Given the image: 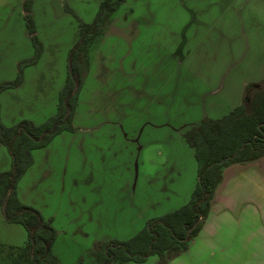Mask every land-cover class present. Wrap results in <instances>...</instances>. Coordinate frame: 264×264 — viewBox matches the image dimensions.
<instances>
[{
	"label": "rangeland",
	"instance_id": "rangeland-1",
	"mask_svg": "<svg viewBox=\"0 0 264 264\" xmlns=\"http://www.w3.org/2000/svg\"><path fill=\"white\" fill-rule=\"evenodd\" d=\"M102 1L0 0V84L35 54L26 15L41 47L21 84L0 93L2 125L56 113L79 21L90 24ZM111 20L88 51L76 130L34 150L17 184L19 200L52 221L58 264H96L98 244L127 241L184 206L198 181L184 132L227 115L264 82V0H126ZM11 163L0 144V173ZM252 203L221 204L237 210L218 208L164 264H264V205ZM26 241L0 209V264H16Z\"/></svg>",
	"mask_w": 264,
	"mask_h": 264
},
{
	"label": "trees",
	"instance_id": "trees-1",
	"mask_svg": "<svg viewBox=\"0 0 264 264\" xmlns=\"http://www.w3.org/2000/svg\"><path fill=\"white\" fill-rule=\"evenodd\" d=\"M126 0H103L90 24L79 21V38L68 54V74L60 90L56 113L40 125L20 121L6 127L0 123V144L9 152L11 169L0 173V209L5 220L21 225L27 241L18 248L16 264H58L52 252L57 232L51 220H45L17 196V184L33 164L32 152L45 148L63 132H73V114L77 91L88 65V51L99 37L110 17ZM24 8L28 4L24 3ZM26 26L35 46V54L17 65V77L0 84V93L21 84L23 70L37 63L41 47L34 35L31 18ZM77 88L72 94L74 88ZM264 82L245 90L244 101L220 119L204 118L183 136L194 150L198 164V181L190 200L178 210L151 220L145 228L127 241L102 243L94 253L96 264L143 263L157 255L164 264L184 252L207 217L214 192L222 181L223 170L233 164H244L264 156ZM201 219V220H200Z\"/></svg>",
	"mask_w": 264,
	"mask_h": 264
},
{
	"label": "crops",
	"instance_id": "crops-1",
	"mask_svg": "<svg viewBox=\"0 0 264 264\" xmlns=\"http://www.w3.org/2000/svg\"><path fill=\"white\" fill-rule=\"evenodd\" d=\"M107 25L112 28L113 20H109V22H107ZM102 34H104L105 36V33ZM121 35L123 36V34ZM88 66L89 62L87 67ZM74 129L76 130V128ZM252 202H257L264 205V156L252 162L230 165L229 167L223 170L222 181L214 192L213 198L210 202L208 215L204 219L200 231H204L208 219L212 215H214L213 213L218 208L221 207V212L226 210L235 211L238 209V207L242 208L244 206H250V204H253ZM224 203H229V205H235L237 209L235 207L227 206V208L224 206V209L222 210L221 204ZM188 249L189 247L185 250V252H187Z\"/></svg>",
	"mask_w": 264,
	"mask_h": 264
},
{
	"label": "water",
	"instance_id": "water-1",
	"mask_svg": "<svg viewBox=\"0 0 264 264\" xmlns=\"http://www.w3.org/2000/svg\"><path fill=\"white\" fill-rule=\"evenodd\" d=\"M75 90H76V87L74 88V91H73V93L75 92ZM264 125V124H263ZM201 220V219H200Z\"/></svg>",
	"mask_w": 264,
	"mask_h": 264
},
{
	"label": "flooded vegetation",
	"instance_id": "flooded-vegetation-1",
	"mask_svg": "<svg viewBox=\"0 0 264 264\" xmlns=\"http://www.w3.org/2000/svg\"><path fill=\"white\" fill-rule=\"evenodd\" d=\"M103 33V32H102ZM79 38V37H78ZM95 41V40H94ZM74 91V90H73ZM75 93V92H74ZM73 92H72V94H74Z\"/></svg>",
	"mask_w": 264,
	"mask_h": 264
}]
</instances>
